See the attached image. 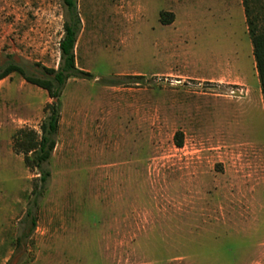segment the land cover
Segmentation results:
<instances>
[{"label": "rangeland", "instance_id": "rangeland-1", "mask_svg": "<svg viewBox=\"0 0 264 264\" xmlns=\"http://www.w3.org/2000/svg\"><path fill=\"white\" fill-rule=\"evenodd\" d=\"M249 1L264 28V0ZM77 2V66L93 77L65 85L37 197L15 142L41 132L53 99L17 72L0 80V264H264V98L244 0ZM68 18L63 0H0V67L47 76Z\"/></svg>", "mask_w": 264, "mask_h": 264}, {"label": "trees", "instance_id": "trees-1", "mask_svg": "<svg viewBox=\"0 0 264 264\" xmlns=\"http://www.w3.org/2000/svg\"><path fill=\"white\" fill-rule=\"evenodd\" d=\"M246 13L248 15V27L254 47V56L261 82V89L264 98V28L257 26L256 19L250 16L249 0H244ZM69 18L64 23V35L60 41V64L58 68L43 67L47 76L41 77L28 72V70L17 63H9L0 67V80L17 72L26 81L38 85L48 91L53 101L45 108L46 116L43 119L38 133L34 129H21L15 142L18 151L25 155L27 166L38 170L41 184L33 190L36 197L40 194L42 187L48 182L51 172L45 169L44 165L52 158L57 146V136L60 129L62 112V93L68 80L72 77L91 78L92 73L84 71L77 66L76 44L81 31L82 20L78 13L77 0H63ZM143 78V76H134ZM109 85H117L118 81L109 80ZM179 146L183 145L182 140H178ZM31 215V211L28 213Z\"/></svg>", "mask_w": 264, "mask_h": 264}, {"label": "crops", "instance_id": "crops-1", "mask_svg": "<svg viewBox=\"0 0 264 264\" xmlns=\"http://www.w3.org/2000/svg\"><path fill=\"white\" fill-rule=\"evenodd\" d=\"M245 12H246V8H245ZM251 42H252V40H251ZM253 44V43H252ZM253 55H254V47H253ZM255 57V56H254Z\"/></svg>", "mask_w": 264, "mask_h": 264}]
</instances>
